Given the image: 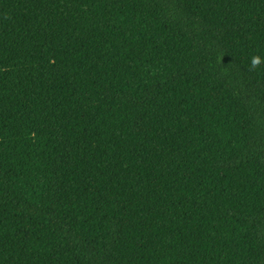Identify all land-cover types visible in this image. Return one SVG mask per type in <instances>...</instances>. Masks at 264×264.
Wrapping results in <instances>:
<instances>
[{"label": "trees", "instance_id": "obj_1", "mask_svg": "<svg viewBox=\"0 0 264 264\" xmlns=\"http://www.w3.org/2000/svg\"><path fill=\"white\" fill-rule=\"evenodd\" d=\"M264 0H0V264H264Z\"/></svg>", "mask_w": 264, "mask_h": 264}, {"label": "clouds", "instance_id": "obj_2", "mask_svg": "<svg viewBox=\"0 0 264 264\" xmlns=\"http://www.w3.org/2000/svg\"><path fill=\"white\" fill-rule=\"evenodd\" d=\"M264 63V58L260 56H253L251 58L248 70L249 71H255L257 68L261 66V64Z\"/></svg>", "mask_w": 264, "mask_h": 264}]
</instances>
